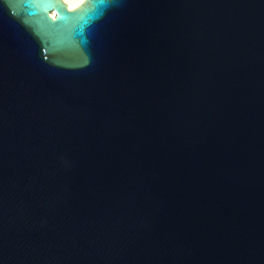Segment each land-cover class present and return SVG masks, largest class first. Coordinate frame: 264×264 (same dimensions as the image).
<instances>
[{"label":"water","instance_id":"water-1","mask_svg":"<svg viewBox=\"0 0 264 264\" xmlns=\"http://www.w3.org/2000/svg\"><path fill=\"white\" fill-rule=\"evenodd\" d=\"M0 264H264V0H0Z\"/></svg>","mask_w":264,"mask_h":264},{"label":"bare ground","instance_id":"bare-ground-1","mask_svg":"<svg viewBox=\"0 0 264 264\" xmlns=\"http://www.w3.org/2000/svg\"><path fill=\"white\" fill-rule=\"evenodd\" d=\"M68 8H74L79 2L83 0H62ZM51 16H54V12L51 13Z\"/></svg>","mask_w":264,"mask_h":264}]
</instances>
